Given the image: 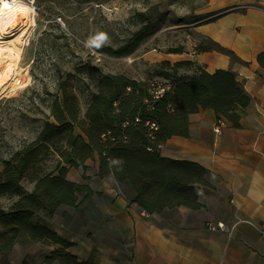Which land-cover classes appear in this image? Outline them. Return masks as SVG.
Listing matches in <instances>:
<instances>
[{
  "label": "trees",
  "instance_id": "trees-1",
  "mask_svg": "<svg viewBox=\"0 0 264 264\" xmlns=\"http://www.w3.org/2000/svg\"><path fill=\"white\" fill-rule=\"evenodd\" d=\"M55 1L59 0L35 3L40 7ZM174 1L188 7L193 0ZM167 15L168 10L157 3L136 11L138 24L129 36L118 46L99 51L119 57L132 54L165 24ZM202 18L195 15L192 22ZM194 47L195 54L216 51L232 63L247 64L232 49L205 35ZM256 61L264 67V49ZM57 89L61 98L54 96L48 103V116L54 121L45 120L34 139L0 160V254L25 239L42 242L52 246L42 264H94L93 257L79 261L71 251L74 242L59 235L51 223L60 206L79 210L92 194L87 185L67 177L69 168L85 170L87 160L96 161L94 176L103 179L111 174L119 183L127 181L134 192L132 203L150 215L179 206L196 209L211 188L204 178L206 168L196 161L162 155L161 145L174 135L188 137L189 116L199 108L211 109L217 118L240 127L253 101L232 69L209 72L189 59H162L140 80L122 73L102 74L83 105L66 80ZM53 156L54 164L47 167ZM83 178L90 176L84 172ZM18 264L31 263L22 259Z\"/></svg>",
  "mask_w": 264,
  "mask_h": 264
},
{
  "label": "crops",
  "instance_id": "crops-1",
  "mask_svg": "<svg viewBox=\"0 0 264 264\" xmlns=\"http://www.w3.org/2000/svg\"><path fill=\"white\" fill-rule=\"evenodd\" d=\"M197 15L209 19L195 21L196 32L232 49L247 64L232 63L216 51L182 59L195 60L209 72L232 69L253 101L240 127L228 123L216 134V114L199 108L189 116L188 137L174 135L161 145L162 155L206 168L204 178L211 188L196 209L166 208L146 218L132 203L134 192L125 182L120 191L107 187L115 181L111 174L94 176L96 161L88 160L85 170L69 168L67 174L75 170L79 176L70 180L87 185L92 194L79 210L60 206L51 223L74 242L71 251L79 261L93 257L94 264H264V67L256 61L264 49V0H207ZM84 172L103 182L101 194L87 184ZM46 247L42 262L52 249Z\"/></svg>",
  "mask_w": 264,
  "mask_h": 264
},
{
  "label": "rangeland",
  "instance_id": "rangeland-1",
  "mask_svg": "<svg viewBox=\"0 0 264 264\" xmlns=\"http://www.w3.org/2000/svg\"><path fill=\"white\" fill-rule=\"evenodd\" d=\"M24 1L32 3L36 11V25L25 45L22 60L30 83L18 96L0 98V160L24 141L34 139L45 120L54 121L48 116V103L54 96L61 98L57 89L59 82L66 80L83 105L94 88L95 80L102 74L122 73L134 79L143 78L145 70H150L155 62L160 61L148 59V52L179 54L167 51L181 48L184 50L179 54L182 57L193 54L202 34L194 30L195 22L192 21L207 2L193 0L186 7L174 0H84L79 4L59 0L38 7L35 0ZM152 3L168 10L165 24L158 31L147 37L130 55L119 57L99 51L104 46L114 48L121 44L137 27L134 13ZM207 19L204 15L202 21ZM98 35L105 37L99 46L89 44L90 38ZM54 160L53 156L45 163L46 166L51 167ZM1 167L0 162V170ZM67 177L79 178L75 170H71ZM88 180L87 184L98 190L96 193L103 192L102 181L96 178ZM24 187L29 189L30 185L25 182ZM107 187L124 189L116 180L110 181ZM47 247L42 242L22 240L7 254H0V264H18L22 259L42 264Z\"/></svg>",
  "mask_w": 264,
  "mask_h": 264
},
{
  "label": "bare ground",
  "instance_id": "bare-ground-1",
  "mask_svg": "<svg viewBox=\"0 0 264 264\" xmlns=\"http://www.w3.org/2000/svg\"><path fill=\"white\" fill-rule=\"evenodd\" d=\"M35 8L24 0H0V98L16 97L30 83L23 51L36 25ZM150 60L182 59L179 54L148 52Z\"/></svg>",
  "mask_w": 264,
  "mask_h": 264
},
{
  "label": "built area",
  "instance_id": "built-area-1",
  "mask_svg": "<svg viewBox=\"0 0 264 264\" xmlns=\"http://www.w3.org/2000/svg\"><path fill=\"white\" fill-rule=\"evenodd\" d=\"M228 125V122L223 118V117H218L216 118L215 122H214V125H213V131L218 134L222 131V129L224 127H226ZM139 209V208H138ZM138 211H140V214L143 216V217H146V218H149L150 215L148 213H146L145 211L139 209ZM238 221H245V222H248V223H251L253 224V222L251 220H248V219H245V218H238L237 219V222ZM263 229V228H262Z\"/></svg>",
  "mask_w": 264,
  "mask_h": 264
},
{
  "label": "clouds",
  "instance_id": "clouds-1",
  "mask_svg": "<svg viewBox=\"0 0 264 264\" xmlns=\"http://www.w3.org/2000/svg\"><path fill=\"white\" fill-rule=\"evenodd\" d=\"M104 39L105 37L103 35H98L94 38H90L89 44H96L97 46H99V43L103 41Z\"/></svg>",
  "mask_w": 264,
  "mask_h": 264
},
{
  "label": "water",
  "instance_id": "water-1",
  "mask_svg": "<svg viewBox=\"0 0 264 264\" xmlns=\"http://www.w3.org/2000/svg\"><path fill=\"white\" fill-rule=\"evenodd\" d=\"M125 183L131 188L130 184L127 181Z\"/></svg>",
  "mask_w": 264,
  "mask_h": 264
}]
</instances>
